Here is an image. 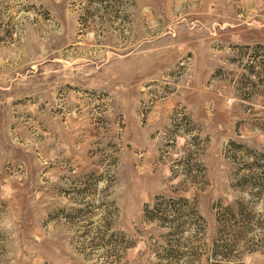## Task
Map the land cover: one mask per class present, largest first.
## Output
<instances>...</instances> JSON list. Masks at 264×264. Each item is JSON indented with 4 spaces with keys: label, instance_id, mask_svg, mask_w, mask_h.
<instances>
[{
    "label": "rangeland",
    "instance_id": "rangeland-1",
    "mask_svg": "<svg viewBox=\"0 0 264 264\" xmlns=\"http://www.w3.org/2000/svg\"><path fill=\"white\" fill-rule=\"evenodd\" d=\"M0 264H264V0H0Z\"/></svg>",
    "mask_w": 264,
    "mask_h": 264
}]
</instances>
